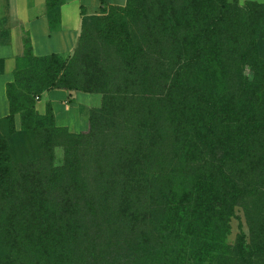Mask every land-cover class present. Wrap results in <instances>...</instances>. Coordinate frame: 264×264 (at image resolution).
Wrapping results in <instances>:
<instances>
[{"label":"trees","instance_id":"1","mask_svg":"<svg viewBox=\"0 0 264 264\" xmlns=\"http://www.w3.org/2000/svg\"><path fill=\"white\" fill-rule=\"evenodd\" d=\"M64 1L46 0L51 31ZM23 45L0 119V264H264V4L101 0L72 55ZM52 89L102 96L86 130L37 110ZM236 207L249 236L229 244Z\"/></svg>","mask_w":264,"mask_h":264},{"label":"crops","instance_id":"2","mask_svg":"<svg viewBox=\"0 0 264 264\" xmlns=\"http://www.w3.org/2000/svg\"><path fill=\"white\" fill-rule=\"evenodd\" d=\"M5 1L0 0V29L11 28V33L7 40L0 41V60H3V71H0V119L10 114L6 86L14 81L16 59L24 51L25 33L30 36L33 53L36 56L60 54L67 57L74 53L77 46L83 13L89 16L97 15L101 11V0H90L91 11L87 10L86 0H65L60 9V28L51 31L46 14V0H8L9 23L4 22ZM253 1L264 4L258 0ZM117 2L104 0L106 7L123 6L126 0ZM89 94L67 89H52L45 91L40 99L45 96L47 102L51 104L57 126L67 127L70 132L79 133L88 127L89 111L92 108ZM81 108L84 111H81ZM16 120L17 125H20L19 116H16Z\"/></svg>","mask_w":264,"mask_h":264},{"label":"rangeland","instance_id":"3","mask_svg":"<svg viewBox=\"0 0 264 264\" xmlns=\"http://www.w3.org/2000/svg\"><path fill=\"white\" fill-rule=\"evenodd\" d=\"M118 1H120V0H118ZM238 1L240 2V4H244V2L246 0H238ZM258 1H261L264 3V0H258ZM113 2L118 3L117 0H113ZM86 3H87V10L91 11L92 6L90 4V0H86ZM89 96H91V106L92 107H96V106H99L101 104L102 96L100 94L90 93ZM47 104H48L47 98H45V96H43V98L37 102L36 108L40 113H43L42 111H43L44 107L47 106ZM81 111H84L83 108H81ZM83 116H85V113H83ZM85 122L86 121H84V125H85ZM62 161H63V151L61 148H57V150H56V162H57V164H60V163H62ZM230 225H231V229H230V232L227 236V243L234 244L236 239H237V236L241 232L244 233L248 239L249 228H248V225L246 223L245 212H244L243 207H236L235 214L231 219Z\"/></svg>","mask_w":264,"mask_h":264}]
</instances>
